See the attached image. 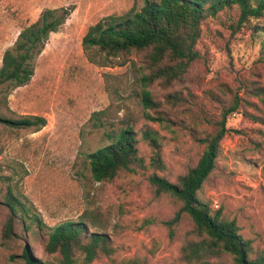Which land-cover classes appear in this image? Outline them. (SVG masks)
<instances>
[{
  "label": "rangeland",
  "instance_id": "rangeland-1",
  "mask_svg": "<svg viewBox=\"0 0 264 264\" xmlns=\"http://www.w3.org/2000/svg\"><path fill=\"white\" fill-rule=\"evenodd\" d=\"M143 4V0H0V66L5 50L45 9L73 6L69 18L49 36L35 59L30 82L11 90L0 87V98L7 95L8 108L0 109V116L46 119L38 131L0 124V241L8 214L1 199L8 184L44 224L42 230L35 226L25 230L19 221L17 238L5 249L0 245V264H24L25 247L36 258L46 260L42 250L50 230L76 222L84 212L96 209L109 216L107 236L115 249L114 264L130 258L143 264H182L178 253L190 238L193 223L181 214L172 236L165 225L181 203L169 194L156 196L148 184V172L122 174L111 182L97 183L86 156L110 144L109 136H115L126 122L133 123L139 154L146 163L151 149L140 130L157 132L166 166L157 173L176 183L197 163L203 149L182 127L210 130L195 118L201 112L218 117L221 103L229 102L235 93L248 99L247 89L264 86V71L257 63L258 47L252 46L247 33L231 38L226 16L209 20L203 24L196 47L202 59L183 81L171 88L157 82L148 88L155 102L161 103L160 110L181 125L166 130L145 120L139 81L142 56L110 59L101 67L86 58L80 43L90 26L120 20ZM173 92L182 93L187 103L169 107L164 100ZM243 110L229 118L221 155L199 196L212 208H221L255 248L264 250V137L257 132L264 126L246 118ZM102 111L105 114L97 120L94 115ZM93 264L110 263L101 258Z\"/></svg>",
  "mask_w": 264,
  "mask_h": 264
},
{
  "label": "trees",
  "instance_id": "trees-1",
  "mask_svg": "<svg viewBox=\"0 0 264 264\" xmlns=\"http://www.w3.org/2000/svg\"><path fill=\"white\" fill-rule=\"evenodd\" d=\"M143 7L131 9L120 20L98 22L90 26L82 38L81 46L86 58L93 64L107 66L114 58L139 56L143 58L140 83L143 88L141 103L144 119L159 124L166 130L180 126L168 112L160 110L150 90L154 83L164 88L180 84L189 70L202 59L197 44L202 37L203 24L226 16V31L233 38L247 33L250 42L258 47L257 63L264 71V0H143ZM73 6L61 9H45L38 20L20 31L14 45L7 48L0 66V87L16 89L27 85L34 75V61L44 50L49 36L56 33L69 18ZM219 36L221 34L219 33ZM249 98L234 94L229 102H222L218 117L210 118L201 112L195 121L210 130L188 129L192 139L203 147L197 163L178 177L176 183L158 175L166 169L157 132L141 129L151 155L149 162L139 154L134 126L126 122L111 143L87 154L92 179L111 182L120 175L148 172V184L154 194H169L181 203L180 210L165 223L169 235L180 221L181 214L189 216L192 230L179 251L182 264H264V250L253 246L251 239L242 235L236 221L225 216L222 209H214L199 193L207 178L216 168L221 155V142L229 132L228 120L241 109L246 118L264 126V86L247 89ZM214 99V98H213ZM255 99L256 102H252ZM169 107L187 103L182 93L173 92L165 97ZM251 108L253 112H248ZM0 109L7 108V95L0 98ZM153 110L154 116L147 112ZM105 112H97L100 118ZM0 124L12 129L38 131L46 125V119L24 116L19 120L0 116ZM264 137V130L258 129ZM264 173V165L262 167ZM25 199V198H23ZM20 195L8 184L1 203L8 214L1 231L0 245L5 249L17 238L15 226L20 221L25 230L35 226L42 230L40 217L32 214ZM109 216L99 209L84 212L78 221L65 222L52 228L44 245L46 260L36 258L27 247L22 252L24 264H93L107 259L114 264L115 249L107 232ZM121 264H143L137 258L123 260Z\"/></svg>",
  "mask_w": 264,
  "mask_h": 264
}]
</instances>
